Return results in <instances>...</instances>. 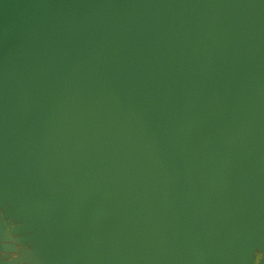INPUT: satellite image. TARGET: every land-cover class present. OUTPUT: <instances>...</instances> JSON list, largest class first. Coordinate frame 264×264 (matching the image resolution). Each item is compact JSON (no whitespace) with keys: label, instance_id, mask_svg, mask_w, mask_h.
Masks as SVG:
<instances>
[{"label":"water","instance_id":"1","mask_svg":"<svg viewBox=\"0 0 264 264\" xmlns=\"http://www.w3.org/2000/svg\"><path fill=\"white\" fill-rule=\"evenodd\" d=\"M0 264H264V0H0Z\"/></svg>","mask_w":264,"mask_h":264}]
</instances>
